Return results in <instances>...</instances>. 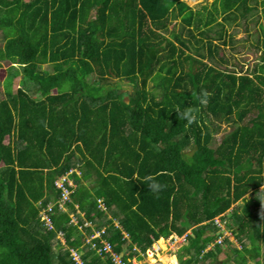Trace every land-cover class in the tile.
<instances>
[{
	"label": "trees",
	"instance_id": "obj_1",
	"mask_svg": "<svg viewBox=\"0 0 264 264\" xmlns=\"http://www.w3.org/2000/svg\"><path fill=\"white\" fill-rule=\"evenodd\" d=\"M262 19L264 0H0V264H115L102 229L123 258L175 234L179 264H264Z\"/></svg>",
	"mask_w": 264,
	"mask_h": 264
},
{
	"label": "rangeland",
	"instance_id": "obj_2",
	"mask_svg": "<svg viewBox=\"0 0 264 264\" xmlns=\"http://www.w3.org/2000/svg\"><path fill=\"white\" fill-rule=\"evenodd\" d=\"M213 1L214 0H185V2L193 8H199L203 4L210 5ZM261 21H264V19H262ZM169 28H172V25H169ZM250 28H251L252 34H254L252 36V39H253V37L255 39V36L257 33L255 31L257 30V25H254V23L250 22ZM175 29H176V31H179V29H180L179 25H176ZM232 33L237 37L238 41L242 40L247 35V33L243 30L242 24H240V23H239V26H235L233 28ZM165 34L167 36L169 35L166 32H165ZM1 45H2V40H1V32H0V46ZM241 46H242V44H241ZM240 47L237 48V51L235 53H236L237 57L239 58L240 62L242 64H244L243 69L246 71L251 70L253 68V65L255 64V61L259 60L258 55L255 56L254 53H251L249 50H245L244 48H240ZM254 56L256 57V59H255V61H252L253 58H255ZM231 58L232 57H230V59ZM7 66H9V64L5 62V63H3L2 67L0 68V96H4V79L6 78V75H7V71H6ZM42 69L51 71V66L49 64H43ZM93 78H91V79H93ZM19 79H20V77H17L14 79L13 92H15L16 89L18 88ZM109 82L111 83V85L117 86V88L123 92L131 89V86L127 83V81H124V80L119 81V80H117V78H111V79H109ZM87 184H89V183H87ZM72 220H73V218H72ZM222 226H224V225L222 224ZM222 230H223V233L225 235L230 237V240H233V237L230 235L229 231H227V229L225 227H223ZM174 237H176V235L172 234L168 238L164 239V241H163L164 247L163 248L157 242L152 246L151 249L157 250V251H155V254L157 256V258L155 259V262H151V260L148 259V255H147L146 259H143V261H147L148 264H167V263L159 260L158 256L159 255H168V256L174 255L177 257L178 250L184 242L183 243L180 242L181 239L174 240ZM219 242H220V240H219ZM176 261H178V258L176 259ZM178 264H179V262H178Z\"/></svg>",
	"mask_w": 264,
	"mask_h": 264
},
{
	"label": "built area",
	"instance_id": "obj_3",
	"mask_svg": "<svg viewBox=\"0 0 264 264\" xmlns=\"http://www.w3.org/2000/svg\"><path fill=\"white\" fill-rule=\"evenodd\" d=\"M72 172V170H70L67 174L65 175H62L60 177H58L56 180H55V185L58 187V188H61L63 190V199H66L68 198L69 196V193L70 191L67 189V184L69 186H73V183L72 181L69 179L68 175ZM42 219L43 220H46L47 224L49 225V227H51V224H50V220L49 218L47 217L46 214H43L42 215ZM219 220L218 219H215V222H218ZM104 230L102 229L101 231L99 232H94L91 236H89L86 240L87 242H91V246L92 248L95 249L96 252L98 253H101V252H104V253H108L110 254L111 258H112V261L115 263V264H148L147 261H143V260H137L136 257H127V258H123V253H116L112 250V247L110 245V243L106 240H101V246H98L94 241L92 242V239L94 238H99L101 236V233L103 232ZM61 235V234H60ZM176 239H181L180 242H184L185 241V236H181L180 238H176L174 237V240ZM219 240H221V238H218L217 242H219ZM154 253L155 251H157L156 249H153ZM148 252V250L146 251V253ZM71 256L73 259L77 260V262L79 264H82L81 261H80V258H79V255L75 252V251H72L71 253Z\"/></svg>",
	"mask_w": 264,
	"mask_h": 264
},
{
	"label": "clouds",
	"instance_id": "obj_4",
	"mask_svg": "<svg viewBox=\"0 0 264 264\" xmlns=\"http://www.w3.org/2000/svg\"><path fill=\"white\" fill-rule=\"evenodd\" d=\"M72 171H73V170H72ZM77 174H80L79 171H77ZM68 177H69V175H68ZM69 179H70V178H69ZM70 180H71V179H70ZM71 181H72V180H71ZM72 183H73V181H72ZM73 186H74V184H73ZM161 188H162V185H160V184L157 183V182H153V183L150 185V190L153 191L154 193H159V191L161 190ZM98 203H99V207H100L102 210L107 211L106 208H105V206L103 205L102 199H98ZM75 207H76L77 213H80L81 215H83L82 212H79V210H78V206L75 205ZM72 218H73V220H72ZM76 218H77V217L72 216V217H71V222L76 223V222H77V219H76ZM89 224H90V223H89ZM116 224H118V223H116ZM95 232H99V231H95ZM157 241H158V240H157ZM157 241H156V242H157ZM156 242H155V243H156ZM155 243H153V245H154ZM153 245H152V246H153ZM152 246H151V248H152ZM149 249H150V248H149ZM146 257H147V253H145L144 259H146Z\"/></svg>",
	"mask_w": 264,
	"mask_h": 264
},
{
	"label": "bare ground",
	"instance_id": "obj_5",
	"mask_svg": "<svg viewBox=\"0 0 264 264\" xmlns=\"http://www.w3.org/2000/svg\"><path fill=\"white\" fill-rule=\"evenodd\" d=\"M157 243L163 248V239L160 238L158 239ZM159 260L167 263V264H177L176 257L174 255H159L158 256Z\"/></svg>",
	"mask_w": 264,
	"mask_h": 264
},
{
	"label": "water",
	"instance_id": "obj_6",
	"mask_svg": "<svg viewBox=\"0 0 264 264\" xmlns=\"http://www.w3.org/2000/svg\"><path fill=\"white\" fill-rule=\"evenodd\" d=\"M125 102H128V98L127 97H125Z\"/></svg>",
	"mask_w": 264,
	"mask_h": 264
},
{
	"label": "crops",
	"instance_id": "obj_7",
	"mask_svg": "<svg viewBox=\"0 0 264 264\" xmlns=\"http://www.w3.org/2000/svg\"><path fill=\"white\" fill-rule=\"evenodd\" d=\"M162 239H163V237H162ZM163 241H164V239H163ZM176 257V256H175ZM176 259H177V257H176ZM177 264H178V261H177Z\"/></svg>",
	"mask_w": 264,
	"mask_h": 264
}]
</instances>
